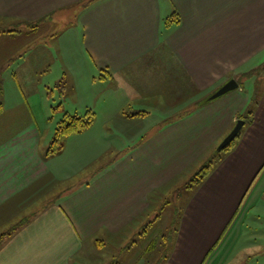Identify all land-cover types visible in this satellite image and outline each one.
I'll return each instance as SVG.
<instances>
[{
    "label": "crops",
    "instance_id": "obj_1",
    "mask_svg": "<svg viewBox=\"0 0 264 264\" xmlns=\"http://www.w3.org/2000/svg\"><path fill=\"white\" fill-rule=\"evenodd\" d=\"M72 10L74 14L65 17L69 26L57 36L62 39L59 51L64 65L77 76L75 71L80 69L75 67V58L83 62L90 94L115 104L102 110L118 119L117 128L132 141L115 147L117 157L110 169L78 183L76 192H72L78 185L74 183L72 191L68 187L49 205L46 202L58 191L47 190L43 196L39 192L52 179L61 185L72 183L96 156L95 160L100 158L103 149L89 152L97 151V155L66 171L40 157L38 131L33 126L2 143L0 264H73L79 258L84 262L86 248L105 245L107 238L143 219L153 208L151 194L163 190L172 174L177 177L183 167L200 160L205 152L198 153L200 147L209 148L211 140L212 146L223 141L248 111L251 118L245 121L240 137L203 178L205 184H188L195 191L182 202L178 225L172 231L171 254L164 264H236L238 256L247 252L248 259L240 264H264V194L262 199L250 198L241 210L264 170V84L253 111L252 95L246 94L239 80L240 73L264 60V0H0V36L4 28L19 30L38 23L35 31L41 20ZM175 11L179 23L167 26L166 20ZM23 33L28 31L18 34ZM36 48H31L33 59L40 54L41 64L43 52ZM5 55L1 45L0 68ZM152 58H157L156 68L148 67ZM147 70L149 75L140 76ZM168 73L170 79L176 73L179 79L166 80ZM233 78L239 83L237 89L207 103V96ZM141 102L150 108H136L137 104L144 106ZM89 110L96 115L87 106L86 113ZM138 110L147 115L126 116L125 112ZM153 113L164 122L137 127L138 121ZM170 133L166 144L164 135ZM184 135H197L199 144L188 153L186 163L178 159L173 166L178 155L171 149ZM76 156H82L79 150ZM169 163L181 169L150 174L151 165L169 168ZM145 167L149 172L141 171ZM32 197L41 199L31 201ZM21 215L31 217L21 224L25 218L17 220ZM159 233L148 240L145 252L155 249Z\"/></svg>",
    "mask_w": 264,
    "mask_h": 264
},
{
    "label": "rangeland",
    "instance_id": "obj_2",
    "mask_svg": "<svg viewBox=\"0 0 264 264\" xmlns=\"http://www.w3.org/2000/svg\"><path fill=\"white\" fill-rule=\"evenodd\" d=\"M74 12L75 10H72L61 14V16L50 17L46 20L43 19L41 20L43 22L40 24V28L35 31H33V29H35L33 25L30 27L21 26L18 31H28V33H2L3 37L0 36V46L2 45L6 48L5 65L0 68V96L3 103V107L0 109V145L17 137V133L23 131L25 128L28 129V127L33 126L37 128L38 131L36 146L39 155L45 160V154L56 136L58 123L64 119L65 113L69 111L72 115L86 117V107L89 106L93 108L96 112L94 116L95 120L87 130L82 133L62 137L61 140H63L65 147L68 146V151L65 155L61 156L60 153L46 159V161H51L52 164H55V166L57 165L59 168L63 166L66 168V171H72L80 167L97 151L94 153L89 152L97 148L103 149L102 153L98 155L100 156L98 160H95L97 158L96 153L92 157L93 159L96 156L92 165L78 175H75V179L72 183L78 184L86 179L91 180L96 174H103L106 170L110 169L114 164L111 162L117 157V150L115 147H125V145H128L132 140L130 136H127V134L121 132L117 128L118 119L112 118L113 116L109 117L108 110H102L109 105L115 104L105 103L102 97L93 95V93L90 94L92 87L90 88V85H88L84 79L85 72L83 69H85V67H82L83 62L75 58V67L77 70L80 69L75 71L77 76L73 75L74 72L72 70L69 72L64 65V60L59 51V44L62 39H58L57 36L65 32L70 24L69 19L65 18L67 13L73 15ZM34 47L38 48H36L37 51L43 52V57L42 55L41 57L45 60L43 59L41 64L38 62L40 54L35 55L36 61L33 59V50L31 48L34 49ZM52 53L53 55H51ZM156 61L157 58H152L148 67L156 68ZM64 72L68 74L67 77ZM263 72L264 60L261 63H256L251 69L239 74V80L243 83L241 85L245 87L246 94L252 95L253 101L251 102L250 110L253 109V111H255L257 98L264 84V79H262L264 78V76H262ZM149 74L150 72L147 70L140 76L145 77ZM172 78L177 80L179 76L176 73V76ZM182 78L183 74L181 73V79ZM173 79H170V73H168L166 80L172 82ZM65 81L67 87L63 88V82ZM17 82L20 83L19 86ZM251 84H253L252 87ZM96 89L99 88L97 87ZM221 97L219 98L221 99ZM219 98L210 99L207 103H214ZM143 105L144 106L137 104L136 108H150L147 107L149 104L144 103ZM154 106L155 105H153V107ZM153 114L154 116H151V118H144L138 121L139 125L137 127H147V123H153V121L164 122L163 119L157 118L158 114ZM217 117L218 114H216V118ZM142 121L144 122L142 123ZM135 127V125L132 126L134 129ZM171 135V133L164 135L166 144L169 142L168 136ZM136 137L139 136L135 135V139ZM179 138L181 139L180 144L176 143L174 146L175 148L171 149L172 151H176V157L178 155L177 160L172 163L173 166L174 163L177 164L179 160L181 163H186L187 161H185V159H187L188 153L192 151L193 146L198 145V141H200H197V135L188 137L184 135V137L179 136ZM203 142L209 143L206 140ZM221 142L212 146L211 140L210 145L208 144L209 148L205 146L204 148L195 146L196 148L200 147L198 153L203 149L205 150L204 153L201 152L198 158L203 156L191 166L190 162L182 169L178 167L173 168V166H170V163L168 164L169 168H165L166 166L160 168L151 165L150 174H162L164 170H167V172H174L181 169L180 171L182 172L177 177L172 174L176 177L174 179L171 175V180L173 182L166 183L163 190H157L151 194L150 203L153 208L142 216L144 217L143 219L137 221V223L139 222L138 224L136 223L132 225V227H129L128 230L118 233L114 238H107V240H105V245L101 246L99 243L94 250L86 248V258H82L85 259V261L81 262V258H79L74 260L73 264H164L166 258L171 254L173 247V229L178 225L179 210L182 207V202L184 203L195 191V187H188V184L191 183L193 184L192 186H194V180L199 179L200 175H204L203 178H205L209 166L211 169H215L220 159L227 153L224 150H219ZM110 145L112 146L106 150ZM137 145L139 144L135 145L133 149L134 152ZM78 150L80 154H82L80 157L76 156V151ZM130 151L128 155L132 153V150ZM164 153L166 154V152ZM125 155H127V153ZM103 165L109 166L103 167ZM142 170L146 173L148 167L142 168L141 171ZM72 174L74 175V173ZM156 179L157 178H152V181ZM52 180L48 187H44L41 192H39L42 196L47 190L58 191L57 188L61 184L57 180ZM202 182L203 180H201L200 184ZM203 183L205 184V182ZM79 185L80 184H78L72 192H76ZM263 194L264 170L252 187L250 195L245 199L241 210L244 209L250 198L253 200L262 199ZM34 198L35 197H32L31 201ZM180 198L181 200L179 201ZM21 217L25 216L21 215L17 220ZM10 223H8L7 226L11 225ZM140 224L142 225L138 226ZM8 228L9 227H6L5 230ZM158 232L160 233L158 234L159 239L157 241V246L151 253L145 252V246L149 244L148 240ZM248 255V252L239 255L235 261L236 264L246 261ZM216 256L220 258V253Z\"/></svg>",
    "mask_w": 264,
    "mask_h": 264
},
{
    "label": "trees",
    "instance_id": "obj_3",
    "mask_svg": "<svg viewBox=\"0 0 264 264\" xmlns=\"http://www.w3.org/2000/svg\"><path fill=\"white\" fill-rule=\"evenodd\" d=\"M179 21H180L179 14H178L177 11H175L173 13V15L166 20V25L169 26V25H171L173 23H179ZM33 25H34V27H37L38 23H35ZM1 32L2 33H19V31L17 29H5V28L2 29ZM65 82H63V88L66 87ZM210 96L211 95L207 96L205 100L206 101L210 100ZM199 105H201V104L199 103ZM2 107H3V103L1 101V96H0V109ZM125 113H126V116L128 118H134V117H137V116L144 117V116L147 115L146 111H141V110H138V111H135V112H125ZM94 116H95V114L91 110H89L87 112V116L86 117H80L78 115H72V114L66 112L65 115H64V119L58 123V126L56 128V136H55L54 141L52 142L51 146L49 147L47 153L45 154V160L47 158H49V157H53L55 155H58V154L62 153L63 149L65 148V144H64L63 140H61L62 137L84 132L85 130H87L93 124V122L95 120ZM240 118L244 119L245 121H248L251 118V112L250 111L246 112ZM241 132L239 133L237 138L240 137ZM234 143H235V141H233L231 144H229L223 150L226 151V150L232 148ZM210 170H211V168L209 166V170L206 171V173H209ZM203 172H205V171H203ZM203 177H204V175L203 176L200 175L199 179H195L194 180L195 183L200 182L201 180H203ZM71 184H72V186H71ZM71 184L68 183L67 185L66 184L60 185L57 188L58 192H60V193H58L56 191L58 194L56 193V195H54V197L52 199L48 200L46 203L48 205L50 203L51 204L55 203L64 194V190L68 191V189H70L72 191L74 183H71ZM189 185H191V183ZM39 199H41V198L38 197V198H35L34 200H39ZM30 217H31L30 215L28 217H25L22 220L21 224H24L27 221H29ZM13 230H11V231H13Z\"/></svg>",
    "mask_w": 264,
    "mask_h": 264
},
{
    "label": "water",
    "instance_id": "obj_4",
    "mask_svg": "<svg viewBox=\"0 0 264 264\" xmlns=\"http://www.w3.org/2000/svg\"><path fill=\"white\" fill-rule=\"evenodd\" d=\"M239 87V83L236 79L229 80L225 85H223L219 90H217L212 96L211 99L219 98ZM245 125V120L240 119L238 120L236 126L233 128V130L224 138V140L219 145V150L225 149L229 144H231L236 137L241 132L243 126Z\"/></svg>",
    "mask_w": 264,
    "mask_h": 264
}]
</instances>
